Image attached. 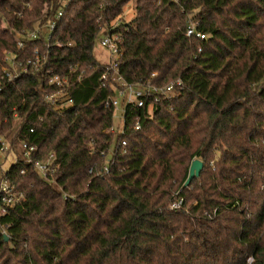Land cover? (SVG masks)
Here are the masks:
<instances>
[{
  "label": "trees",
  "instance_id": "16d2710c",
  "mask_svg": "<svg viewBox=\"0 0 264 264\" xmlns=\"http://www.w3.org/2000/svg\"><path fill=\"white\" fill-rule=\"evenodd\" d=\"M63 1L0 0V74L6 50L46 55L1 84L0 153L14 161L0 180L22 198L0 213V264H264V0H136L131 20L132 0ZM120 18L109 70L94 49ZM191 21L206 38L187 35ZM56 74L72 100L57 110ZM119 75L182 85L139 107L122 97L112 133ZM51 155L42 177L34 163ZM196 158L204 168L183 187Z\"/></svg>",
  "mask_w": 264,
  "mask_h": 264
},
{
  "label": "built area",
  "instance_id": "2783aa9c",
  "mask_svg": "<svg viewBox=\"0 0 264 264\" xmlns=\"http://www.w3.org/2000/svg\"><path fill=\"white\" fill-rule=\"evenodd\" d=\"M71 0H64V5H69ZM63 13V9L59 11L56 18L60 19L61 15ZM121 19L115 20L107 29L106 32H104L103 38L100 40V46L102 48H106L111 52V60L109 61L110 65H108L109 70L113 69L115 67L116 60L119 59L121 56V50L119 49L120 43L122 42L123 36L122 33H119L115 29L118 27V25L121 23ZM56 21L51 22L48 24L47 28L49 31H53L56 27ZM42 28L38 27L35 31H32L28 33L27 35L37 38L38 33L41 31ZM187 35L189 36H196L199 39L206 38V34L204 32H199L195 30V23L191 21L190 25L187 27ZM24 45L23 40L18 41V49H21ZM6 65L3 67V72L0 74V89L1 84L3 82H7V80H13L15 78H18L22 76L24 73H28L30 71L37 72L39 71L41 65H43L46 61V55L41 54L40 52L36 51V54L27 59L26 61H20L17 59V56L15 53L11 52L10 50H6ZM112 80H115L120 83L119 86H116L114 88L115 95L112 98V101H107V106H113L116 110L119 108L120 100L122 97L125 99V102L127 103H133L136 104L138 107L143 106L145 102L146 96H152L154 95L159 98L158 95H168L171 94V92L175 89L176 86L182 85L181 81L178 80L176 82H172L169 85L166 86H155L152 88H144L141 86L136 87L133 84H128L121 78V76L112 77ZM107 81H109V74L108 71L105 72V74L101 77V82H103L102 86H106ZM48 82L54 86H57L59 90L56 93H50L47 95V101L51 104V106L54 107L55 110L57 109H63L67 108L72 104V100L69 99L68 93L65 90L68 78L67 77H61L59 75H53L49 77ZM64 97V100L62 98ZM124 109L122 108L121 111V119H120V126L118 127V131L123 132V126H124V115H123ZM115 114V113H114ZM140 123L135 124V129H140ZM108 131L115 133V125L110 127ZM126 144V142H123V145ZM7 143L5 141L0 142V152H5L7 149ZM26 147V146H25ZM30 149H33L30 148ZM115 153V148H111L108 153L109 159L112 157V155ZM104 154V152H102ZM53 158L54 155H51L49 159L45 161H36L34 163V166H36L37 170L39 171V174L43 177H47L49 174H52L55 171V167L53 166ZM109 166H105L104 171L108 172ZM22 193L18 192L16 190V186L12 183H9L5 179L0 180V200L2 203L0 204V213H5L7 208H11L12 206L16 205L21 201ZM182 203V199L172 205V208L180 206Z\"/></svg>",
  "mask_w": 264,
  "mask_h": 264
},
{
  "label": "rangeland",
  "instance_id": "374dc122",
  "mask_svg": "<svg viewBox=\"0 0 264 264\" xmlns=\"http://www.w3.org/2000/svg\"><path fill=\"white\" fill-rule=\"evenodd\" d=\"M136 4H137L136 0L130 1L125 6L124 12H123V14H121V16L125 17V19L131 20L134 17V14L136 12ZM43 30L45 31V27H43ZM19 34L20 33L17 34L18 37H20ZM103 36H104V33L101 34V36L99 37V40H98L97 45H96L94 50H95L96 56L100 60V62L105 63L111 59V52L109 50H107L105 47L102 48L100 46V40L103 38ZM62 100H64V97L62 98ZM119 100H120L119 108L116 110V112L114 114L115 115L114 116V125L117 129L120 126V119H121L120 114L122 111L123 98L119 99ZM12 157L13 156H11V155L9 156L6 153L5 154L0 153V176L5 170H8L10 168L12 161H14V159Z\"/></svg>",
  "mask_w": 264,
  "mask_h": 264
},
{
  "label": "water",
  "instance_id": "95a60500",
  "mask_svg": "<svg viewBox=\"0 0 264 264\" xmlns=\"http://www.w3.org/2000/svg\"><path fill=\"white\" fill-rule=\"evenodd\" d=\"M193 162L191 163L188 179L184 183L183 187H189L191 185V182L195 177H198L201 173V171L204 168V162L199 159H193ZM6 239H8V236H6Z\"/></svg>",
  "mask_w": 264,
  "mask_h": 264
},
{
  "label": "crops",
  "instance_id": "0c3cea01",
  "mask_svg": "<svg viewBox=\"0 0 264 264\" xmlns=\"http://www.w3.org/2000/svg\"><path fill=\"white\" fill-rule=\"evenodd\" d=\"M110 60H111V59H110ZM110 60H109V61H110ZM99 61H100V60H99ZM109 61H107V62H109Z\"/></svg>",
  "mask_w": 264,
  "mask_h": 264
}]
</instances>
